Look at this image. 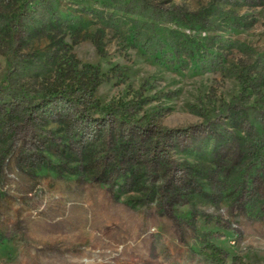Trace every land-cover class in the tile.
I'll list each match as a JSON object with an SVG mask.
<instances>
[{
    "label": "rangeland",
    "instance_id": "374dc122",
    "mask_svg": "<svg viewBox=\"0 0 264 264\" xmlns=\"http://www.w3.org/2000/svg\"><path fill=\"white\" fill-rule=\"evenodd\" d=\"M0 264H264V0H0Z\"/></svg>",
    "mask_w": 264,
    "mask_h": 264
},
{
    "label": "trees",
    "instance_id": "16d2710c",
    "mask_svg": "<svg viewBox=\"0 0 264 264\" xmlns=\"http://www.w3.org/2000/svg\"><path fill=\"white\" fill-rule=\"evenodd\" d=\"M66 71L65 68L59 66V70L55 75V84L54 87L49 89L50 96H65V94L72 90L73 86L77 84L78 81H74V76L68 77L64 74ZM215 248V247H213ZM216 253L215 251H212Z\"/></svg>",
    "mask_w": 264,
    "mask_h": 264
}]
</instances>
